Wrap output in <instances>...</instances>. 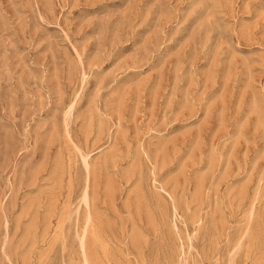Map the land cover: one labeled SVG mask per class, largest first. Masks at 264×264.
<instances>
[{"label": "rangeland", "instance_id": "obj_1", "mask_svg": "<svg viewBox=\"0 0 264 264\" xmlns=\"http://www.w3.org/2000/svg\"><path fill=\"white\" fill-rule=\"evenodd\" d=\"M0 264H264V0H0Z\"/></svg>", "mask_w": 264, "mask_h": 264}]
</instances>
